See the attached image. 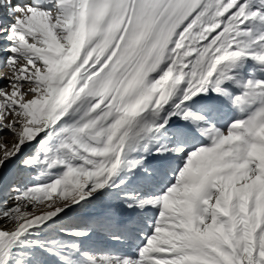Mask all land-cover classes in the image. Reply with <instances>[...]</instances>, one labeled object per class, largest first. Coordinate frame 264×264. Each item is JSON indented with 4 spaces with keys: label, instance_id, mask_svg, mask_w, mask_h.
<instances>
[{
    "label": "snow or ice",
    "instance_id": "obj_1",
    "mask_svg": "<svg viewBox=\"0 0 264 264\" xmlns=\"http://www.w3.org/2000/svg\"><path fill=\"white\" fill-rule=\"evenodd\" d=\"M0 67V264H264V0H0Z\"/></svg>",
    "mask_w": 264,
    "mask_h": 264
},
{
    "label": "bare ground",
    "instance_id": "obj_2",
    "mask_svg": "<svg viewBox=\"0 0 264 264\" xmlns=\"http://www.w3.org/2000/svg\"><path fill=\"white\" fill-rule=\"evenodd\" d=\"M6 71H7V69H5V70H1L0 69V75H3V73L6 72Z\"/></svg>",
    "mask_w": 264,
    "mask_h": 264
},
{
    "label": "rangeland",
    "instance_id": "obj_3",
    "mask_svg": "<svg viewBox=\"0 0 264 264\" xmlns=\"http://www.w3.org/2000/svg\"><path fill=\"white\" fill-rule=\"evenodd\" d=\"M1 70H5L4 68H0ZM7 139H9L10 140V137H7Z\"/></svg>",
    "mask_w": 264,
    "mask_h": 264
}]
</instances>
